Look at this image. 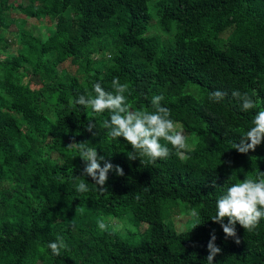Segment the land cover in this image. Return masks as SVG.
<instances>
[{"label":"trees","instance_id":"obj_1","mask_svg":"<svg viewBox=\"0 0 264 264\" xmlns=\"http://www.w3.org/2000/svg\"><path fill=\"white\" fill-rule=\"evenodd\" d=\"M11 8L23 15L12 53ZM153 17L164 36L148 33ZM105 50L108 62L91 65ZM68 59L80 76L60 74ZM114 78L128 85L133 111H153L151 98L162 95L195 146L178 154L168 144L172 154L155 162L129 159L131 146L103 127L111 113L75 103L94 96L97 82L114 91ZM216 90L227 93L220 102L210 99ZM233 91L256 92L258 107L243 111ZM258 110L264 0H0V264H207L213 230L221 249L213 264H264V219L251 231L237 223L235 238L211 220L228 186L264 172V142L247 153L233 148ZM73 138L123 169L109 172L106 191L81 176L85 162L67 147ZM80 180L88 191L76 190ZM176 199L196 209L195 228L164 223L163 205ZM126 212L149 224L137 243L98 227L97 216ZM58 238L68 247L56 256L48 244Z\"/></svg>","mask_w":264,"mask_h":264},{"label":"clouds","instance_id":"obj_2","mask_svg":"<svg viewBox=\"0 0 264 264\" xmlns=\"http://www.w3.org/2000/svg\"><path fill=\"white\" fill-rule=\"evenodd\" d=\"M114 91H106L102 85L97 82L93 85L95 95H81L75 103L86 108H90L95 113H111L110 118L104 120L103 127L108 129V135L113 139L123 138L132 148V152L128 155L129 159L137 157H147L150 162L158 159H167L172 148L177 150L178 154L188 148V137L179 130L176 122L171 119V110L161 105L164 99L162 95H154L151 98L153 111L136 110L133 111L128 104V97L125 93L129 92L127 84H121L118 78L112 81ZM233 97L240 102L241 109L245 112L256 109L258 100L254 99L258 94L253 92L240 93L233 91ZM227 96L226 92L216 90L210 93V99L215 102L222 101ZM252 127L244 136L239 139V143H235L234 147L240 153H247L249 150L255 151L256 147L264 142V110H258L252 120ZM95 124L89 122L86 130L93 132ZM166 141L167 143H161ZM79 152V157L85 162L81 176L91 177L99 190L106 191V183L108 174L114 171L116 175L122 176L123 169L119 165H113L106 160L104 156L98 155L95 147H90L88 141L77 142L73 138V142L68 146ZM103 161V166H101ZM79 178V177H77ZM216 187L215 181L212 184ZM77 191H88L87 184L80 180L77 185ZM192 216H198L193 210ZM227 218L228 223L223 221ZM264 219V172H261L256 178L245 177L237 183H233L226 188L224 193L219 196L216 201V215L211 218L215 223H219L226 237L237 236L236 224L249 231L254 230L259 222ZM198 224H194L195 228ZM101 230H106V223L101 220L98 222ZM208 241L207 249L209 255L206 257L207 264H213L214 257L221 252V249L215 244L216 235L213 232ZM239 243V239H236ZM67 244L62 238L57 241L49 242L48 248L51 249L53 255L59 256L62 249H67Z\"/></svg>","mask_w":264,"mask_h":264},{"label":"rangeland","instance_id":"obj_3","mask_svg":"<svg viewBox=\"0 0 264 264\" xmlns=\"http://www.w3.org/2000/svg\"><path fill=\"white\" fill-rule=\"evenodd\" d=\"M10 1H22V0H10ZM25 1V0H24ZM149 10L150 7H149ZM5 18L7 20H11L13 23L9 26V30L6 32L5 36L8 39V47L6 52H13L16 47H17V41L14 36V31L17 28V23L19 22L20 19H23L22 13L16 9V8H11L9 11L6 12ZM30 23H32L34 20L30 19L28 20ZM151 28L149 29L148 33H159L162 36L163 33L162 31L158 28L156 19L153 17L151 19ZM38 25V24H37ZM41 28L40 30L43 31L42 27L40 25L36 26ZM35 27V28H36ZM28 28V27H27ZM36 32H39V29L36 28ZM43 32V37L45 38L48 34L46 31V28H44ZM4 52L2 54V57L5 56ZM111 51H100L97 53H94L91 55V65L93 66H104L109 59V56L111 55ZM59 72L61 75H81L78 74L77 72V66L73 64L69 59L60 63L59 64ZM181 124L179 122H176V126L179 130H182L183 133L188 137V148H193L198 140L196 134L193 132L186 131L184 128L180 126ZM193 210L196 211V209L192 206H189L187 202H184L180 199H176L173 201H167L163 205V219L164 223L171 227L173 230L176 232H182L186 231L194 225V222L196 220V217L192 216ZM103 220L106 225L108 226L107 228L109 230L114 231L117 233L122 239L127 240L128 242L131 243H137L139 242L142 237L144 232L148 229L149 224L145 221H139L135 222L133 215L131 212H126L120 217H115L111 215H99L96 218L97 223L99 221Z\"/></svg>","mask_w":264,"mask_h":264}]
</instances>
